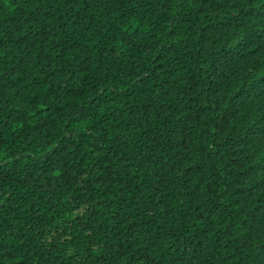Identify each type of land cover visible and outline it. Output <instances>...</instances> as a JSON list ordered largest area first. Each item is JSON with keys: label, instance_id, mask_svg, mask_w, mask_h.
Segmentation results:
<instances>
[{"label": "trees", "instance_id": "obj_1", "mask_svg": "<svg viewBox=\"0 0 264 264\" xmlns=\"http://www.w3.org/2000/svg\"><path fill=\"white\" fill-rule=\"evenodd\" d=\"M0 264H264V0H0Z\"/></svg>", "mask_w": 264, "mask_h": 264}]
</instances>
